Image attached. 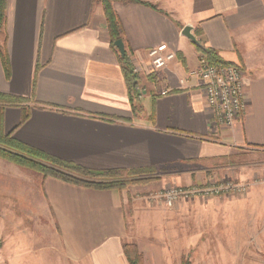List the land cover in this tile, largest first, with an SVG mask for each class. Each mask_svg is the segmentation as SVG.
I'll return each instance as SVG.
<instances>
[{"label":"crops","instance_id":"0c3cea01","mask_svg":"<svg viewBox=\"0 0 264 264\" xmlns=\"http://www.w3.org/2000/svg\"><path fill=\"white\" fill-rule=\"evenodd\" d=\"M142 1L156 9L112 2L124 48L144 70L137 74L141 110L133 113L99 2L7 0L10 75L0 65V91L27 98L29 118L19 125L22 108L6 106L2 131L86 168L153 167L160 177L147 194L211 177L264 175V0ZM185 25L242 71L245 106L233 127L216 121L199 79L188 75L203 52L182 35ZM161 43L175 58L155 70L146 51ZM128 209L125 192L80 186L0 158V261L48 264L54 254L64 264H129L122 248Z\"/></svg>","mask_w":264,"mask_h":264},{"label":"rangeland","instance_id":"374dc122","mask_svg":"<svg viewBox=\"0 0 264 264\" xmlns=\"http://www.w3.org/2000/svg\"><path fill=\"white\" fill-rule=\"evenodd\" d=\"M3 38L0 30V47ZM159 177L154 172L117 189L126 193L131 217L124 242L136 245L142 264H179L182 256L192 264H264V175L246 180V192L179 199L171 206L153 195L173 185L144 192ZM48 264L64 263L53 254Z\"/></svg>","mask_w":264,"mask_h":264},{"label":"trees","instance_id":"16d2710c","mask_svg":"<svg viewBox=\"0 0 264 264\" xmlns=\"http://www.w3.org/2000/svg\"><path fill=\"white\" fill-rule=\"evenodd\" d=\"M102 5L106 27L109 32L110 45L117 50L114 41L123 39V29L116 12L112 7V2L121 1L124 3H141L156 9L154 4L142 0H94ZM7 0H0V30L4 31L6 21ZM200 42V41H199ZM198 48L209 58L213 64H226L220 59L217 53L206 48L200 42ZM118 53V61L129 90V100L133 113L141 110L139 104V92L137 74L133 72L129 54L125 50L122 56ZM0 65L6 78H9V61L6 52V37L4 35L2 47H0ZM39 64H37V69ZM27 98L16 97L0 91V158L12 162L18 166L37 171L44 176H54L63 181L71 182L84 187L96 189H123L128 184L142 181L145 176H151L155 172L153 167H141L133 169H91L78 165L74 162L66 161L49 155L35 147L27 145L12 137V131L5 134L1 128V115L6 106H20L22 116L19 125L29 118V108L26 107ZM18 125V126H19ZM16 126L15 128H17ZM144 176V177H142ZM151 178V177H150ZM122 248L129 264H142L141 254L134 243L123 242ZM179 264H192L187 256H182Z\"/></svg>","mask_w":264,"mask_h":264},{"label":"built area","instance_id":"2783aa9c","mask_svg":"<svg viewBox=\"0 0 264 264\" xmlns=\"http://www.w3.org/2000/svg\"><path fill=\"white\" fill-rule=\"evenodd\" d=\"M147 60L152 69L165 67L175 58V53L168 50L165 43L153 46L146 51ZM133 72L142 73L141 63L133 61L129 56ZM190 77L199 79L204 93V103L213 112L216 121L226 127L233 125L240 119L244 110V92L242 71L236 64H213L202 53L198 66L188 71ZM182 83V80L180 81ZM169 89H163L166 94ZM249 183L234 181L228 177H211L203 185L173 186L158 191L153 198L160 199L165 205L171 206L179 199L191 197L209 198L220 195L246 192Z\"/></svg>","mask_w":264,"mask_h":264},{"label":"water","instance_id":"95a60500","mask_svg":"<svg viewBox=\"0 0 264 264\" xmlns=\"http://www.w3.org/2000/svg\"><path fill=\"white\" fill-rule=\"evenodd\" d=\"M191 30H192V27L190 25H185L183 27V29H182V35H184L185 37H187L188 39H190L196 45H200V42L194 36V34L191 33ZM114 45L118 49L120 55L123 56L125 54V48H124L123 40L121 38L116 39L114 41Z\"/></svg>","mask_w":264,"mask_h":264}]
</instances>
